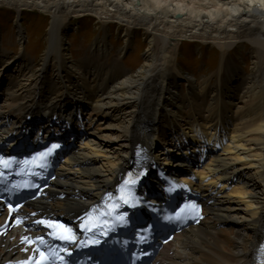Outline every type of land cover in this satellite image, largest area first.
<instances>
[{
  "label": "bare ground",
  "instance_id": "1",
  "mask_svg": "<svg viewBox=\"0 0 264 264\" xmlns=\"http://www.w3.org/2000/svg\"><path fill=\"white\" fill-rule=\"evenodd\" d=\"M0 7L20 18L36 10L52 21L38 81L31 79L25 48L17 73L11 71L0 38V124L17 130L28 117L31 121L58 117V121L80 123L85 126L82 131L90 129L98 141L105 140L77 148L66 176L50 193V199L57 195L65 199L42 200L35 210L64 216L80 213L116 186L137 156L148 160L157 145L177 141L182 145L185 139H193L188 131L179 133L190 128L194 137L199 135V143L205 138L208 144L211 139L215 142L204 145V153L216 152L230 142L222 149L229 155H213L210 165L197 176L210 204L209 217L168 244L160 264H256L261 259L264 0H0ZM83 17L97 21L102 34L90 55L73 60L64 38L73 28L71 21ZM114 25L122 28L127 44L121 54L132 45L136 31L148 36L149 53L136 76L122 67L123 55H111L108 35ZM17 33L23 47L25 32L20 22ZM184 41L221 51L217 70L210 77L183 74L177 56ZM243 48H249L252 74L243 73L232 62V50ZM51 68L56 70L54 77L48 74ZM179 81L188 85L187 93L181 92ZM116 142L125 149L124 155L118 162L102 164L98 158ZM169 158L166 166L185 162L172 164ZM205 160L204 155L191 160L188 169ZM4 244L0 258L9 250L17 251L9 240Z\"/></svg>",
  "mask_w": 264,
  "mask_h": 264
},
{
  "label": "rangeland",
  "instance_id": "2",
  "mask_svg": "<svg viewBox=\"0 0 264 264\" xmlns=\"http://www.w3.org/2000/svg\"><path fill=\"white\" fill-rule=\"evenodd\" d=\"M18 22L22 24L25 32V43L23 47H21L18 40ZM51 22V18L48 16V14L36 10L26 11L23 15V18H20L17 17L16 14L9 8L0 7V38L2 49L9 54V59L8 61L6 60V62L8 63V66L12 68L11 71L17 73V67L21 66L20 64L22 63L18 60L23 55L25 48L27 54L26 58L28 63H30L32 71L30 73L32 76L31 79L33 81H38L44 57L49 50ZM71 22L73 28L68 32L64 39L66 41V45L69 47L73 60H79L87 57L86 55L89 54L90 48L93 47L96 39L102 34L101 25H99L97 21H94L90 17L75 18ZM108 42L113 47L111 50V55L119 54L123 48H127V44L123 38L122 28L120 26L114 25L111 28L110 34L108 35ZM220 52L221 51H219V49L215 46L199 45L196 42L184 41L180 45L179 54L177 56L178 67L183 71L184 75L188 74L197 78L210 77L217 70L218 64L220 62ZM148 53V36L143 30H138L134 34L132 45H130L128 50H125L123 54L120 53L121 56L123 55L121 57L122 67L129 71L130 74H135L136 76L139 68L145 62V56ZM249 57V48H243L242 50L233 49L231 53L232 62L240 65V69L245 74L253 73V64ZM55 71V68H51L48 71L49 76L54 77L56 74ZM216 79L217 77L213 78L214 83L217 81ZM178 83L181 92L183 94L187 93L188 85L184 81H179ZM106 125H108V123ZM190 132V128H185L183 131H179L180 135H182V133H184V135L187 133L193 136L194 139L187 141L191 144V140H197L198 135L197 137H194L195 133ZM91 138L90 144L98 141L94 136ZM211 140L213 141V139ZM92 141L94 142L92 143ZM98 142L105 143V140ZM175 143L170 142L157 146L155 154L161 157L159 160L160 162H163L169 158L167 152L171 153L173 150L175 151V148H173ZM119 145V142H116L114 143V146H112V149H104L103 156L98 158L102 161V164L103 162L106 164V162L109 161L118 162V159H120L125 152V149ZM196 145L199 147L203 144L198 145L197 142H195L191 148L195 147ZM229 145H231L230 142H224L222 147L226 148ZM170 148L172 151H169ZM219 153H223L222 155L224 156L229 155L228 153L224 154V151ZM231 155H233V153H231ZM98 159H96L97 163L99 162ZM99 164H101V162ZM208 165H210V163H208ZM207 174H209V170ZM234 187L235 186L230 187L228 192H231ZM219 189H221V187ZM247 197L248 196H245V198L248 200Z\"/></svg>",
  "mask_w": 264,
  "mask_h": 264
},
{
  "label": "snow or ice",
  "instance_id": "3",
  "mask_svg": "<svg viewBox=\"0 0 264 264\" xmlns=\"http://www.w3.org/2000/svg\"><path fill=\"white\" fill-rule=\"evenodd\" d=\"M60 147L59 144H52L45 152L39 153L37 156H33L30 160H17L16 158H6L4 156H0V177L5 175L6 171H10L13 166H20V171L17 172V175H38V173L32 172L29 169V165L33 168H44L46 166L45 161L47 157L51 156L56 149ZM139 155V153H137ZM142 175V174H141ZM2 182V181H0ZM136 180L133 179L131 182L129 180H125L124 184L126 186L134 185ZM31 185L25 184L24 187H29ZM14 187H18V185H14ZM124 205L129 207H136L137 204L135 203L136 198L135 196H130L128 198L121 197ZM130 200L133 201L130 203ZM119 203V201H117ZM188 208L189 206H185ZM9 208H12V205H9ZM191 212L192 214H198L199 208L196 205H191ZM179 214H177V219H179ZM127 221V213H124L119 216L118 222L119 223H126ZM20 223V221H17ZM37 224L48 228L49 235L52 239L59 240L63 245H76V246H87L88 241H79L74 229L70 226H67L63 223L56 222V221H46V220H38L36 221ZM100 227L99 224H95L94 226L84 227L81 226L83 231L94 232L95 228ZM104 232H101V235H104ZM23 242L32 246L33 244H38L36 248H34V255L29 258L27 261H22L21 264H71L69 258L73 256V252L70 250L69 247H61L56 246L53 247L52 245L48 244L47 241L44 239L43 236L37 238V241L29 240L27 237L23 238ZM101 243L98 239H93L91 241L92 245H99ZM42 246V247H41ZM46 249V250H45ZM28 249H25L27 251Z\"/></svg>",
  "mask_w": 264,
  "mask_h": 264
}]
</instances>
